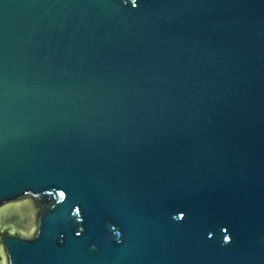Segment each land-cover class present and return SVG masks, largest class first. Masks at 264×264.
Instances as JSON below:
<instances>
[{
    "label": "water",
    "instance_id": "95a60500",
    "mask_svg": "<svg viewBox=\"0 0 264 264\" xmlns=\"http://www.w3.org/2000/svg\"><path fill=\"white\" fill-rule=\"evenodd\" d=\"M0 264H264V0H0Z\"/></svg>",
    "mask_w": 264,
    "mask_h": 264
}]
</instances>
